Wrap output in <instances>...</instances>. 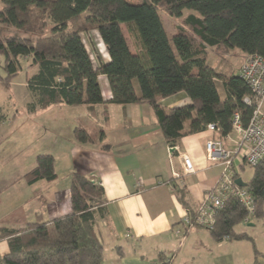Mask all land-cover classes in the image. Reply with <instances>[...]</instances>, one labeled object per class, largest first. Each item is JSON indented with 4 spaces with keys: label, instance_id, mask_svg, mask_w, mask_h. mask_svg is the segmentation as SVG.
Here are the masks:
<instances>
[{
    "label": "trees",
    "instance_id": "16d2710c",
    "mask_svg": "<svg viewBox=\"0 0 264 264\" xmlns=\"http://www.w3.org/2000/svg\"><path fill=\"white\" fill-rule=\"evenodd\" d=\"M159 12L179 19L170 38ZM0 23L15 29L13 35H0V82L8 88L23 62H29L28 112L85 105L89 115L99 116L101 106L106 121L109 104L147 103L170 147L208 124L223 138L234 130L235 112L243 127L251 116L252 106L243 101L250 93L245 81L227 59L220 65L210 57L212 52L264 55V0H0ZM90 30L97 31L108 56L97 68L81 37ZM99 76L107 80L108 99ZM178 92L188 96V104L165 110L158 102ZM74 137L92 142L81 126L74 128ZM251 167L245 188L253 214L260 216L264 158ZM24 177L28 184L55 180L53 156L38 154ZM69 191V213L51 220L38 215L18 228L0 226V241L8 247L0 264H104L95 230L105 203L103 188L72 171ZM247 214L242 202L230 198L216 210L210 233L216 240L242 236L234 226Z\"/></svg>",
    "mask_w": 264,
    "mask_h": 264
},
{
    "label": "crops",
    "instance_id": "0c3cea01",
    "mask_svg": "<svg viewBox=\"0 0 264 264\" xmlns=\"http://www.w3.org/2000/svg\"><path fill=\"white\" fill-rule=\"evenodd\" d=\"M101 80L104 82L103 86L100 82L102 95L108 99L106 78L99 76ZM29 100L30 97L27 102ZM158 102L168 110L188 104L189 98L178 92L159 98ZM75 109L79 115L75 114ZM97 110L98 117L89 115L85 105L56 104L35 111L61 112L62 116L72 111V122L88 117L100 128L92 133L84 127L92 136V142L87 143L75 141L74 129L71 131L73 140L62 139L59 143L60 135L54 137L55 142L50 144L53 150L46 153L54 158L57 177L52 181L26 182L30 188L43 183L44 190L33 189L31 195L36 198L32 197L33 205L22 210L19 218L6 223L13 224L14 227L9 228L22 227L36 220L38 215L42 220H51L71 211L70 177L61 188L49 186L58 179L57 166L62 162L66 170L78 169L79 173L100 182L103 188L105 203L96 216L95 230L103 245L104 264H264V203L262 215L248 212L234 226L240 237L216 240L207 228L186 227L181 223L188 212H195L223 171L222 162H210L205 156V142L218 137L215 131L205 129L186 135L177 149H171L149 104H109L106 121L102 118V107ZM46 116L54 117L53 114ZM114 118L120 120L113 124ZM128 127L135 130L125 133ZM239 137L233 130L222 139L231 148ZM183 155L191 161L193 170L190 172L185 171ZM236 174V178L248 183ZM0 183V188L8 185L3 177ZM7 251L6 241H0V254Z\"/></svg>",
    "mask_w": 264,
    "mask_h": 264
},
{
    "label": "rangeland",
    "instance_id": "374dc122",
    "mask_svg": "<svg viewBox=\"0 0 264 264\" xmlns=\"http://www.w3.org/2000/svg\"><path fill=\"white\" fill-rule=\"evenodd\" d=\"M127 1L138 2V0ZM159 14L166 34L170 38L179 24V19L162 12H159ZM14 30L10 26L0 23V35H13L15 33ZM81 37L93 65L97 68L100 63L108 59L105 47L97 31L82 32ZM246 57L242 58L241 56H230L229 54L212 52L210 62L221 65L227 59L228 62L232 63V70L238 72ZM28 64V61L23 62L22 69L12 78L8 88H4L0 82V177H3L4 180L6 179L8 184L0 188V226L14 227L13 224L6 223L19 218L22 210H26L28 206L33 205L31 203L33 189L44 190L41 186H45L43 183L37 185V187L36 185L32 186V188L27 187L24 175L35 166V158L38 154L46 153V150H53L50 144L55 142L52 141L54 137L56 139L60 135V138H58L60 143L62 139L73 140L71 131L75 126L86 127L92 133L95 129L100 128V125L94 119H89L88 117L76 118L72 122L70 120L72 111L67 112L65 115H69V117L67 116L68 118L62 116L61 112H56L57 114H54V112L49 114L42 113V111L39 113L28 112L26 102L30 94L25 84V78L27 73L32 72ZM100 82L103 86V80ZM219 90L221 91V86H219ZM74 112L76 115H79L77 109ZM50 114H53L54 117L46 116ZM119 120L118 118H114L113 124ZM133 130L135 129L128 127L125 133L131 134ZM220 139L223 141L222 138ZM66 169L67 166L60 162L57 166L58 179L52 182V185H49L50 187L58 185L61 188L66 185L67 178L72 173V171ZM237 173L248 182L252 176L253 169L251 166L243 164V167L237 168ZM97 183L101 185L100 182ZM38 194L36 196L40 197L41 193L40 195ZM33 198L36 200L35 197Z\"/></svg>",
    "mask_w": 264,
    "mask_h": 264
},
{
    "label": "built area",
    "instance_id": "2783aa9c",
    "mask_svg": "<svg viewBox=\"0 0 264 264\" xmlns=\"http://www.w3.org/2000/svg\"><path fill=\"white\" fill-rule=\"evenodd\" d=\"M238 73L250 90L243 101L252 106L251 116L247 125L243 127L240 124L239 114L234 113L233 127L240 135L234 147H226L218 137L207 140L206 159L210 162H222L224 168L214 188L206 193L195 212H188L184 216L181 221L183 226L212 228L216 210L233 197L242 202L248 212L253 211V199L250 193L246 188L239 187L234 180L239 165L245 163L255 166L264 158V55L247 56ZM207 129L214 131V125L208 124ZM171 149H177V147L174 146ZM182 159L185 171H192V164L188 156L183 155ZM176 233H179V230Z\"/></svg>",
    "mask_w": 264,
    "mask_h": 264
},
{
    "label": "water",
    "instance_id": "95a60500",
    "mask_svg": "<svg viewBox=\"0 0 264 264\" xmlns=\"http://www.w3.org/2000/svg\"><path fill=\"white\" fill-rule=\"evenodd\" d=\"M234 182H235L238 186H246V185H247L245 182H243V181L241 180V178H236V179L234 180Z\"/></svg>",
    "mask_w": 264,
    "mask_h": 264
}]
</instances>
